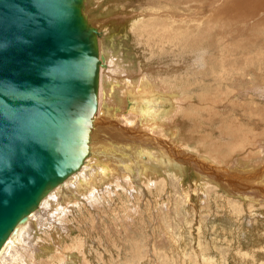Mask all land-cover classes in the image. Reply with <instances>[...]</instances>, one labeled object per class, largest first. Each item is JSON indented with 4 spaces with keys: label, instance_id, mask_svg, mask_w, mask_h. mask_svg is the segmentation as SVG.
Here are the masks:
<instances>
[{
    "label": "rangeland",
    "instance_id": "obj_1",
    "mask_svg": "<svg viewBox=\"0 0 264 264\" xmlns=\"http://www.w3.org/2000/svg\"><path fill=\"white\" fill-rule=\"evenodd\" d=\"M260 2L86 0L89 22L99 35L105 34L100 46L110 45L102 66L109 70L107 63L113 58L125 63L117 66L118 72L106 71L118 90L116 96H126L127 113L137 109L143 121V115L148 119L159 112L156 120L163 125L152 135L171 149L175 162L166 170L156 162L150 187L134 170L133 177L116 173L107 181L110 188L104 183L97 191L90 190L94 182L87 185L84 192L91 195L78 200L75 219L70 220L75 208L67 213L70 222L64 228L68 235L62 245H68L73 264H264V184L253 180L233 184L256 190L249 198L222 188L218 181L231 175L227 180L234 182L233 170L264 165V2L258 6ZM151 86L156 87L154 92L146 89ZM130 117L117 121L130 128ZM164 129L171 137L160 134ZM141 130L151 135L148 128ZM171 167L179 174L174 175ZM74 196V201L79 199L77 193ZM32 214L37 217L35 211ZM46 222L43 231L49 226ZM39 225L35 221L36 229L30 232L34 237L43 232ZM47 232L50 241L46 236L42 242L45 253L58 244ZM52 256L57 255L50 252L48 257ZM66 256L55 263L70 264Z\"/></svg>",
    "mask_w": 264,
    "mask_h": 264
},
{
    "label": "water",
    "instance_id": "obj_2",
    "mask_svg": "<svg viewBox=\"0 0 264 264\" xmlns=\"http://www.w3.org/2000/svg\"><path fill=\"white\" fill-rule=\"evenodd\" d=\"M82 0H0V248L87 154L98 54Z\"/></svg>",
    "mask_w": 264,
    "mask_h": 264
},
{
    "label": "bare ground",
    "instance_id": "obj_3",
    "mask_svg": "<svg viewBox=\"0 0 264 264\" xmlns=\"http://www.w3.org/2000/svg\"><path fill=\"white\" fill-rule=\"evenodd\" d=\"M263 2H264V0H261V2L257 5L260 6ZM86 7H87L86 6V0H82L81 12L84 15L85 19L87 20V23L89 25H91L92 27H94L89 22V16L86 13ZM255 8H257V7H255ZM260 8H263V6H261ZM240 15L242 16V14H240ZM151 24H153V23H151ZM131 25H133V24H131ZM146 25H147V23H146ZM150 26L154 27V24L150 25ZM147 28H146V30H147ZM95 29L97 31L96 40H97L98 54L100 53L102 55V59H103L104 57H106L108 55L106 49L110 48V45L108 47H105L104 49L100 46V43L102 41H106L105 34H104V36H102V34L99 35L98 29L97 28H95ZM150 29L152 31V28H150ZM147 31L149 32L150 30H147ZM136 34H137V32H136ZM146 35H147V33H146ZM99 36L101 37L100 40H98ZM176 37L177 36H175V38ZM110 52H113V50H110ZM120 56L121 55H117V59L122 61ZM114 61H115V59L113 58L112 62H109V64L107 63V66L110 67L109 70H106V68L104 66H102L103 64L100 65V66H102V68H104L102 75L99 74L100 66L98 69V82H97V94H96L97 105H96V109L94 111V115H93L92 120H91L92 125L89 129V132H88L87 154H86L83 162L81 163L80 167L76 171L70 173L65 179H63L62 182L58 183L56 186H54L52 189H50L41 198L36 209L34 210L37 213V217L32 214L33 213V211H32L27 215V218L30 215V217H31L30 220L26 218V220L24 222H20L16 225L15 233L10 234L0 248V264H34L37 254H39L40 256L38 257L36 264H40V263H42V264H54L57 259H58V261L61 260V262H64L65 261V258H64L65 255H68L69 260H67V262H69L71 264L72 263L71 262V254H69L67 251L68 245H65V246L62 245L63 240H64L63 236L65 235V237H66V235H68L67 231L64 228H66V226L69 224L70 220H73L76 218V216H75L76 214L74 212L76 211L77 206L79 205L78 200L80 201V198H82V197H83V199H84V197H88L87 196L88 193L84 192V189L87 187V185H89L91 182H94L95 185H93V187L91 186L92 188L90 190H93L97 187H100L104 183H105L104 185L108 186L109 183L107 184V181L111 180V179H115L114 177H116V173H120L119 175H122V176L128 175L129 177H133L131 170H134L135 176L138 178V180L141 181L144 185L146 183V185H148V187H150V183L152 184V182H153L152 179L156 175L155 173L157 172V169H156L157 163H159L161 167H164V169L166 168V165L171 166L170 162L173 161L172 160L173 159L172 158L173 152L170 151L171 150L170 148H169V150L167 149L168 147L165 148V146H163V143L159 139H157L155 136L152 135V134H154L153 132H157V130L159 129L158 125H160V123H162L161 119L156 120V118L159 115V112H152L151 116L148 119H146V117L143 115L144 121L142 119H140L142 114L139 115L140 112L139 113L136 112L137 109L130 110L129 113H127V102H128L127 97L125 96V98H124V97H121L120 95L116 96V93L118 94V92H117L118 90L114 89L115 84L112 81L113 78H110L112 76L109 75L110 77L109 76L106 77L108 75V74L106 75V71H113L114 73L118 72L117 66H121V65L125 64V63L123 64L121 62L115 63ZM101 62L103 63V61H101ZM112 65H114V67L115 66L116 67L111 68ZM164 85H165V83H164ZM168 86H170V85H168ZM151 87H148V88L146 87V89L154 92V90H155L154 88H156V87H154V86H153L154 88L153 87L151 88ZM166 88H167V86H166ZM146 89H145V92L147 91V93L150 94L149 91ZM98 90H99V96H98ZM131 95H133V94H131ZM138 95L141 96V92ZM144 96L142 95L143 98H144ZM149 96L150 95H148V97ZM132 97H134V96H132ZM150 97H152V96H150ZM145 98H147V97H145ZM137 99H138V97H137ZM101 101H102L101 107L99 108V111L96 115L95 113L97 111L98 103L100 106ZM107 101H111V105H108ZM138 110H139V108H138ZM113 112H116V118L114 117L115 120L113 119V114H114ZM127 115H132L134 117L133 119H131V117L129 116L131 119L129 122L131 125L130 128H126V127L119 125V122L121 121L122 117H123V120H124V118L126 119V117L129 118ZM164 115H165V112H162L161 116H164ZM117 120H120V121H117ZM169 123H170V121H169ZM162 125H163V123H162ZM171 127H170V129H171ZM142 128H148L149 131H151V133H150L151 135L147 136V134H149V133H147L148 130L143 131V130H141ZM164 128H166V127L164 126ZM137 130L139 132H136ZM168 131H166V129H164L160 132V134L162 133V136L171 137L170 136L171 134ZM176 131H177V129H176ZM140 132H143V133H140ZM172 132H173V130H172ZM158 134H159V131H158ZM145 135L147 136V138L146 137L144 138ZM240 142L242 143V141H240ZM125 154H127V155H125ZM180 159H183V158H180ZM173 162H175V161H173ZM181 162H183V160H180L178 163H181ZM120 163H122V164H120ZM237 163H238V161H237ZM198 164H196V165L199 167ZM256 165H258V164H255V166ZM160 166H158V167H160ZM209 166H212V165H209ZM209 166H207V167H209ZM240 166H242V165H240ZM255 166L253 168L250 167L249 169H245L243 171L233 170L231 173L234 175L233 176L234 179H237V180H235L236 182L235 181L233 182L231 180H227L229 178V176H231V175L226 176V173H224V174L227 177V179L224 180V179L220 178V179H218V181L221 182L222 188H225V189L231 188L232 192H234L235 194L246 195L249 198H251L249 195L251 193L255 192L256 190L255 191L254 190L249 191V189H251L250 187L246 190L245 187H236V185L234 187L233 184H236V183L242 184V182H244V181L245 182L246 181L251 182L252 180L258 181L260 184L261 183L264 184V165L262 163V165H260L257 168H255ZM171 168H172V170L174 169L173 167H171ZM176 168H175V170H176ZM234 168L237 169L238 167H234ZM240 169H241V167L239 168V170ZM169 170H171V169H169ZM177 170L176 171L173 170L174 175L179 174L180 170L179 171H177ZM86 171L91 175L87 176ZM201 171L203 172V170H201ZM217 172H218V170H216V173ZM239 172L241 173V175L239 174ZM220 174H221V172H220ZM198 175H200V174H198ZM215 175H217V174H215ZM196 177H198V176H196ZM204 178H205V176L202 179H204ZM230 178L233 179L232 177H230ZM155 181H157V180L155 179ZM259 183H257V184H259ZM116 186H117V184H116ZM113 187H114V185H113ZM119 187H122V186H119ZM64 188H67V190H65ZM130 188H132V187H130ZM253 188L255 189L256 187H253ZM122 189H124V188H122ZM127 189L129 190V188H127ZM149 189H152V188H149ZM69 190L71 191L72 194H70L68 192ZM95 190L98 191V189H95ZM124 192H125L124 194H127L126 188H125ZM75 193H77V196L79 199H75V201H74L73 198L75 197L74 196ZM96 193L97 192H95L94 194H96ZM258 193L259 192L257 191V193H255V194L258 195ZM88 195L90 196L91 194H88ZM105 196H107V195H105ZM260 196H261V194H260ZM45 197L47 198V200ZM260 198H262V197H260ZM64 199L68 200V201L64 203V201H63ZM254 199L256 200V198H254ZM95 203H96V201H95ZM73 209H74V211H73L74 215L71 219L67 213L69 212L70 214H72L71 212ZM43 216H44V218H43ZM49 216L51 217L50 219H48ZM70 216H72V215H70ZM69 218H70V220H69ZM35 221H37L38 224H40L38 229L41 231H43L46 221H47L46 225L49 224L48 228L46 230H44L43 232H41L40 233L41 235L38 234L39 236H36V237H34L33 235L30 234L32 229H36ZM27 222H29V224H31L30 225L31 228H28ZM79 222H81V221H79ZM90 226H92V225H90ZM84 229H86V228L84 227ZM46 232L49 234L50 238L52 235L56 236L55 240L57 241L58 244H56V246H53V248L50 247V249H52V251L48 250L45 253L44 248L46 247V245L42 244V242L44 243V240H46V236H47ZM35 238H37V239L35 240ZM48 239L49 238L47 236V240ZM84 240H86V239H84ZM49 241H50V239H49ZM77 243H78L77 249H80V246H81L80 240ZM74 246H75L74 247V249H75L76 245H74ZM50 252L52 254H56L57 256H52V258H49L48 255L50 254ZM44 255H45V259H44Z\"/></svg>",
    "mask_w": 264,
    "mask_h": 264
}]
</instances>
